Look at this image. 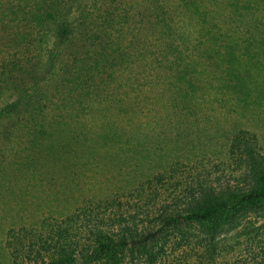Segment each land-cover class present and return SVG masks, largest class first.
<instances>
[{"label":"trees","instance_id":"1","mask_svg":"<svg viewBox=\"0 0 264 264\" xmlns=\"http://www.w3.org/2000/svg\"><path fill=\"white\" fill-rule=\"evenodd\" d=\"M147 84L187 111L205 101L200 89H217L263 118L264 0H0V128L45 134L74 110L97 108L94 119L116 106L133 121ZM235 152L244 185L173 161L129 191L126 209L112 195L11 229V263L264 264L257 134L237 133Z\"/></svg>","mask_w":264,"mask_h":264},{"label":"rangeland","instance_id":"2","mask_svg":"<svg viewBox=\"0 0 264 264\" xmlns=\"http://www.w3.org/2000/svg\"><path fill=\"white\" fill-rule=\"evenodd\" d=\"M141 92L146 99L133 121L116 106L95 111L94 119L97 108L74 110L66 124L51 123L49 137L40 127L38 135L26 134L23 125L0 128V264H12L6 247L11 229L64 218L112 195L126 209L129 191L176 160L190 165L193 174H209L214 183L245 184L238 153L229 155L228 148L244 131L257 134L264 151V117L242 113L234 98L224 105L217 89H200L206 99L192 111L172 105L169 90L156 97L147 84ZM109 210L102 209L105 217Z\"/></svg>","mask_w":264,"mask_h":264}]
</instances>
